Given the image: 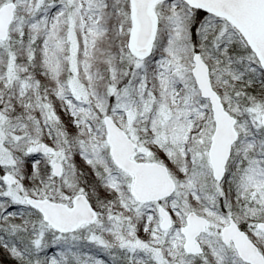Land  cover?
Returning a JSON list of instances; mask_svg holds the SVG:
<instances>
[{"label": "snow or ice", "instance_id": "snow-or-ice-1", "mask_svg": "<svg viewBox=\"0 0 264 264\" xmlns=\"http://www.w3.org/2000/svg\"><path fill=\"white\" fill-rule=\"evenodd\" d=\"M0 264H264V0H0Z\"/></svg>", "mask_w": 264, "mask_h": 264}]
</instances>
